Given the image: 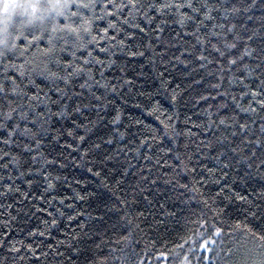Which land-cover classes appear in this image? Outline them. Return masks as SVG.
I'll return each mask as SVG.
<instances>
[{
  "label": "snow or ice",
  "instance_id": "snow-or-ice-1",
  "mask_svg": "<svg viewBox=\"0 0 264 264\" xmlns=\"http://www.w3.org/2000/svg\"><path fill=\"white\" fill-rule=\"evenodd\" d=\"M256 6L257 0L239 7L220 0H0L4 18L0 22V200L19 197L14 202L22 209L32 193L22 191L17 184L21 179L30 188L42 181L45 192L54 191L60 177L49 169L64 168L66 164L60 163L64 151L76 150L72 144L61 145V138L78 140V148L103 124L108 133L88 144L81 159L92 157L87 171L95 176L104 174V166L113 162L109 170L115 181L113 191L122 190L127 182L130 192L122 190L114 203L97 208L87 229L81 225V235H74L66 246L68 264L141 261L132 241L142 232L138 221L145 210L133 209L140 198L152 206L149 195L160 184L180 204L196 200L201 206L199 215L191 212L184 217L186 224L196 227L193 235H188L192 231L188 229L166 241L179 264H192L193 255L198 264H264V16L259 35L256 29L229 19ZM259 7L264 9V0ZM17 8L22 10L18 23ZM169 23L174 26L171 30ZM146 28L155 40L145 45L142 38L138 44L143 51L129 47L138 34L146 38ZM155 43H159L158 51L152 49ZM114 49L131 57H144L151 50L150 62L162 69L161 87L171 88V103L177 105L190 94L185 103L193 108L207 105L196 115L203 122L186 116L182 128L178 112L150 104L144 107L159 127L144 126L139 136L131 133L134 125L123 124V109L111 106V98L122 89L132 92L135 84L126 75L106 78L116 66ZM119 71L126 72L124 67ZM173 72L180 79L175 88L166 79ZM137 95L146 94L138 91ZM69 120L71 127L54 126ZM135 125L143 126V121L136 119ZM197 135L204 139L196 140ZM130 156L137 161L142 158L150 167L133 164ZM209 183L219 187L214 195L202 191ZM237 183L245 187V194L234 191ZM221 199L239 202L235 217L220 206ZM12 207L0 204L5 211ZM158 207L163 212L165 205ZM35 211L52 217L51 223L45 220L42 229L29 233L42 238L58 221L48 209L36 207ZM112 213L117 215L114 222L109 218ZM58 214L64 215L59 210ZM8 224L5 219L0 228ZM193 236L199 237V251L189 246L185 253ZM0 243L9 244L0 264H9L8 257L11 264H23L29 255L38 259L42 247L23 241ZM60 244L64 246L63 241ZM55 255L65 257L59 248Z\"/></svg>",
  "mask_w": 264,
  "mask_h": 264
},
{
  "label": "trees",
  "instance_id": "trees-1",
  "mask_svg": "<svg viewBox=\"0 0 264 264\" xmlns=\"http://www.w3.org/2000/svg\"><path fill=\"white\" fill-rule=\"evenodd\" d=\"M221 3L231 6L235 4L239 7L241 4L250 3L251 0H220ZM260 0H257V6L248 10V12H243L237 14L235 17H230L231 23H236L238 26L243 24L247 29H256L258 35L260 34V25L262 23L260 17L264 16V9L259 7ZM248 17H252L251 20ZM154 27V25L152 26ZM174 27L169 23V30ZM165 32V40L168 31ZM244 29H241L243 31ZM146 38L142 37L141 34L136 36V40L133 41L129 47H137L139 50L143 51V48L139 47L138 42L143 38V43L148 45L150 41L155 40V35L151 32L150 28H146ZM152 49L159 50V43L152 44ZM115 55L113 59L116 60V66L114 69L110 70L107 74V79H115L117 75H126L127 77L134 78V90L128 92L126 90H121L120 94H117L114 98H111V106L120 107L123 109L124 120L123 124L128 125L130 122L134 125L131 129V133H136L139 136V132L144 130V126L155 130L159 127L157 121L154 117L147 114V109L144 105L159 104L162 109L168 110L170 112H178L181 121V127L183 128V121L186 116L192 117V122L202 123L203 121H198L196 119L197 113L201 112L207 107L205 104H201L199 107L193 108L191 104L185 103L189 99V95L184 97L179 104L173 105L170 101L169 93L171 88L167 91L161 87L159 80V73L161 68L155 67L150 61L154 59L152 51L149 50L147 55L144 57H131L127 53H121L119 50L114 49ZM156 64L161 63L159 57H155ZM124 67L126 72L121 73L119 69ZM173 77H177L173 79ZM179 74L176 72L172 73V76L166 77L172 81V88L176 87L177 83H180L178 78ZM187 87V84H184ZM138 91L145 92V96L141 97L137 95ZM238 94V93H237ZM127 99V104L124 100ZM139 103L140 108L134 107L135 104ZM111 110V107L110 109ZM110 117H106V120ZM140 119L143 121V126H136L135 120ZM63 126L65 128L71 127V121H61L60 124L54 125L55 127ZM191 127V123L189 124ZM124 131V128L120 129ZM109 129L105 125H100L94 130L93 134H90L89 139L86 144L77 148L79 141H73L71 137L61 138L60 144L69 143L73 145V149H68L64 151L63 157H61L60 163H65L64 168L57 167L52 171L54 176H59L60 180L56 181V187L54 191L45 192L47 187L42 181H37L30 188L25 179L17 181V184L21 187L22 191H30L32 196L27 199L21 209L18 204L14 201L20 199L19 197L13 196L12 198L0 200V204H12L13 207L7 209L0 208V225H2L5 219L9 220L7 227L0 228V242L3 240H8L9 243L14 241H23L25 245L28 243H33L35 245H42L38 249L37 257L32 258L30 255L25 258L23 264H68V253L66 252V246L72 242V237L74 235H81L83 229L81 225H84V229H87L90 221V216L94 217L97 215V208H102L104 204H112L115 202L117 196L121 195L122 190H127L128 183L125 182L122 190H116L115 181L111 179L112 163L109 162L105 165V173L100 176H95L87 171L88 167L92 165L89 161L92 159L91 156L83 157L82 154L87 150L88 144L96 140L98 136H103L108 133ZM196 132V129H193ZM202 131V130H201ZM131 133L129 134V139H131ZM80 134H83L81 132ZM204 139V136L197 135L196 140ZM184 141H182L183 143ZM166 143V141H165ZM118 147V145L112 146ZM102 150H111L102 149ZM147 151V149H144ZM58 155V153H54ZM133 164H141L146 167H150L141 158L139 161L128 157ZM171 162V161H170ZM209 167L212 166L211 161H206ZM138 170V169H137ZM191 179L190 177L188 178ZM128 181L134 183L135 181L131 176L128 177ZM186 182L181 179V183ZM248 191L251 189L248 188ZM202 191L208 193L209 195H214L215 192L219 191V187L215 184L209 183L205 185ZM234 191H238L241 194H245V187L237 183L234 186ZM45 197L42 199L41 197ZM169 197H172L169 199ZM131 200V196H129ZM149 199L153 200V205H147L142 198L139 199L135 205L133 211H138L140 209L145 210V216L141 218L138 223L141 224L142 232H138L136 237L132 241V247L136 253L142 258L137 264H179V260L174 254L173 246L166 241L175 239L177 234H183L188 229V235H193L196 227L192 224H186L184 217L191 212H195L196 215L200 214L201 206L196 200H191L187 204H180L178 200L175 199V194L170 191L168 187L160 184L158 187H154L151 190ZM185 201H188V197H184ZM63 200L64 203L61 204L60 201ZM48 201H52L51 204ZM221 207L226 206L228 212L235 217V209L239 206L238 201L228 202L223 199L218 201ZM165 205L164 211H160L158 205ZM35 205V207H33ZM36 207H42L48 209L53 213L58 223L55 227L50 228V234L46 233L44 237H32L29 233L43 228V221L48 220L51 223L52 217L48 216L45 212H36ZM185 208L186 211L181 212L180 209ZM31 209V210H30ZM58 210L64 213L63 216L58 214ZM175 211L178 213L177 216H167V212ZM35 213V214H34ZM79 214V215H78ZM9 216L15 217V219H9ZM69 216L75 217L74 220H69ZM113 222L117 219L115 213L110 214L109 217ZM195 219V216L192 217ZM242 219V217H240ZM4 232L8 233V236L3 235ZM91 234V233H89ZM106 239V238H105ZM199 237L193 236V240L189 241L188 245L185 246L184 252L187 253L189 246L193 249L199 251L198 243ZM64 242V246H61L60 242ZM9 244L0 243V258H3ZM17 247L21 245L17 243ZM51 246V250L49 249ZM59 248L60 252L65 253V257H57L55 255L56 249ZM107 248L103 251L107 252ZM163 252L164 255L160 256ZM135 259V257H133ZM183 259V255L179 257ZM9 264H11V257H8ZM192 264H198L197 257L192 256ZM199 264H203L202 261Z\"/></svg>",
  "mask_w": 264,
  "mask_h": 264
},
{
  "label": "rangeland",
  "instance_id": "rangeland-1",
  "mask_svg": "<svg viewBox=\"0 0 264 264\" xmlns=\"http://www.w3.org/2000/svg\"><path fill=\"white\" fill-rule=\"evenodd\" d=\"M12 2H14V0H12ZM21 9H19V8H17L16 10H15V12H16V22L18 23L19 22V20L21 19ZM4 20V18H3V16L2 15H0V22H2ZM9 23H11L12 21H8Z\"/></svg>",
  "mask_w": 264,
  "mask_h": 264
}]
</instances>
